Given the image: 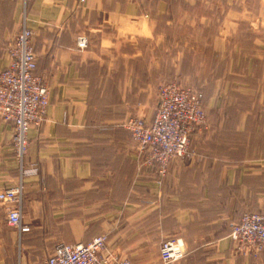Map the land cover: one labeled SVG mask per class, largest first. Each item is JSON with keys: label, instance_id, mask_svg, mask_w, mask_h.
I'll return each mask as SVG.
<instances>
[{"label": "crops", "instance_id": "crops-1", "mask_svg": "<svg viewBox=\"0 0 264 264\" xmlns=\"http://www.w3.org/2000/svg\"><path fill=\"white\" fill-rule=\"evenodd\" d=\"M25 24L50 104L24 160L31 231L10 227L0 203V264H44L56 239L101 235L106 256L131 264H162L171 238L186 251L173 264H264L230 237L244 213H264V0H0V72ZM186 58L191 70L208 60V123L161 178L122 123L154 119L158 82ZM13 134L0 119V191L19 181Z\"/></svg>", "mask_w": 264, "mask_h": 264}, {"label": "built area", "instance_id": "built-area-1", "mask_svg": "<svg viewBox=\"0 0 264 264\" xmlns=\"http://www.w3.org/2000/svg\"><path fill=\"white\" fill-rule=\"evenodd\" d=\"M33 31L24 25L10 50L9 66L0 72V119L13 128V147L20 165L19 181L0 191V203L6 207L7 224L25 235L31 228L23 220L25 200L24 160L29 148V131L44 121L50 104L45 80L36 75ZM79 50L88 47L86 37L77 39ZM158 108L154 119L130 117L122 123L130 132L136 154L144 166L158 165L161 178L167 176L175 159L192 155L191 140L197 129L207 126L204 92L179 83L158 89ZM230 237L241 252L264 251V213H245L232 226ZM108 236L101 235L87 243H59L44 264H131L124 258L106 256ZM186 255L179 238L160 247L162 264H173Z\"/></svg>", "mask_w": 264, "mask_h": 264}, {"label": "rangeland", "instance_id": "rangeland-1", "mask_svg": "<svg viewBox=\"0 0 264 264\" xmlns=\"http://www.w3.org/2000/svg\"><path fill=\"white\" fill-rule=\"evenodd\" d=\"M184 32H186V33L181 34V36H187L188 34L192 33L190 31V29H186ZM191 35H194V34H191ZM178 64H179L178 69H179L180 73L178 75H176L177 79H176V81L174 79L173 83L177 82L184 87H188V88L190 87V88L202 90L205 94V82L208 79H211L208 75V72H207V70H208L207 68L209 66L208 60H206V59H195L194 60V67L192 70H191L192 66L188 64L187 58L181 62L179 61ZM210 65H211V62H210ZM158 83H159V86H162V85L168 84L169 82L164 80V81H159ZM246 213H250V212H246ZM171 239H174V238H171ZM171 239H169V240H171ZM164 242H166V241H164ZM59 243H65V242L61 238H58V239H56V243H53L52 245L55 246ZM66 244H68V243H66ZM25 254H27V253L22 249V246H21L20 256L22 257ZM49 254L50 253H48V252L43 254L46 257L45 260H47ZM42 259H44V258H42ZM44 263H45V261H44ZM20 264H22V262H20Z\"/></svg>", "mask_w": 264, "mask_h": 264}]
</instances>
